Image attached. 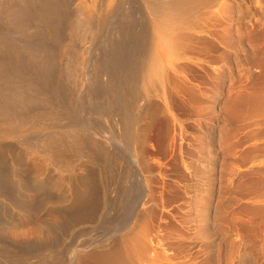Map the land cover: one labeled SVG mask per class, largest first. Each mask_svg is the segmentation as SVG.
<instances>
[{
	"label": "rangeland",
	"instance_id": "rangeland-1",
	"mask_svg": "<svg viewBox=\"0 0 264 264\" xmlns=\"http://www.w3.org/2000/svg\"><path fill=\"white\" fill-rule=\"evenodd\" d=\"M18 1H21V6L25 4L24 9L22 8L23 6L19 8L20 2ZM7 2L13 8L20 9L21 12L27 10V12L25 11L26 16L24 15V19L22 15L17 17L16 20H9L6 18L7 15H2L3 12L0 11V75L3 76H1L2 79L0 78V102L7 98L11 100L14 93H18L19 97H24L23 95H25L26 101L35 100L28 108L29 113L32 110L36 112L42 110L41 112L46 113V110L49 112L54 109V112L57 111L55 113L58 123L56 122L54 128L47 130L35 127L29 123L32 127L26 124L24 130L22 129L25 126L20 128V131L17 129L19 133L14 129L8 130L10 133L15 131L16 134L14 133L9 137L0 139V264H71L72 261H75L74 257L71 256L74 248L81 247L86 243H92L93 239L96 241L104 235L108 236L114 232L125 233L124 230L119 228L125 226L126 221L128 222L126 225L129 227L133 226L131 219L137 211V208L134 207L136 197L133 200V192L129 189L128 182L124 180V177L123 179L122 176H118L119 178L116 177L112 182L111 180L107 181L106 176L108 174L104 173V170L107 169L104 168H108V173H110V169L113 170L114 166V170H117L118 167L124 166L128 162V159H125L128 156L127 144L125 145L118 141L120 133L118 134L117 120L111 106L113 104L112 101L116 104L123 101L122 92L126 85H123V81L135 72L134 57L138 53V49H135V37L138 36L139 28L142 30L143 25L148 23L146 18L143 24L138 23L135 0H57L58 3L55 0L57 5L56 18H54L56 19V26L50 30L49 27L37 20L34 15V12L39 8L38 5L41 6L39 0L38 2L34 1L35 3L32 7H27L26 0H24V4L22 0H7ZM130 3L134 4L133 13L128 15L130 9L128 5ZM63 7L64 10H62ZM139 9V12L143 11L142 8ZM79 13L86 18L84 19L81 16L82 22L87 25L89 20V24L86 27L87 30L83 29L79 33H73V35L72 31L70 32L69 25L72 24L73 19ZM26 18L28 19L26 20ZM131 20L134 21L133 25ZM27 21L32 26L29 32L26 30L29 29L26 24ZM23 22L25 24L22 28L19 25L23 24ZM1 23H3V28ZM39 34L41 35L39 36ZM113 37L114 40H111ZM108 41L109 45L107 44ZM113 42L114 45L112 44ZM119 43L122 44L119 45ZM69 44L72 46L75 62L77 63L74 62L75 68L72 66L70 70L67 69L69 56L68 54L65 55L67 50H71L68 47ZM16 47L19 50L18 52ZM114 49H116L117 54ZM111 51H113L112 54ZM30 53H32L33 59ZM115 54L116 56H114ZM26 55L27 57H25ZM64 59L66 64H64ZM101 61L103 62L101 63ZM95 63L97 70L94 73ZM9 67L10 71H7ZM63 68L65 71H63ZM116 68L120 70L117 71ZM72 69L77 71L74 70L73 72ZM121 70L124 71L121 72ZM93 75L96 76V81H94L95 77ZM102 75L104 77H101ZM99 77L102 80L101 83L97 81ZM73 78L75 79L73 80ZM31 82L32 85H30ZM11 83L13 84L11 85ZM116 83H120L117 84L120 89V91L118 89L120 95H117L119 92L116 94ZM112 84H114V88H111ZM26 87H33L30 89L29 94V89ZM95 87L97 88L95 89ZM98 88L101 91L98 92ZM107 89L110 90L111 94ZM134 89L136 90L129 91V99L131 107L133 106L135 109L134 101L143 95V90L139 87H134ZM96 90L97 92H95ZM139 93L142 95H139ZM31 96L32 98H29ZM46 102H48V105ZM157 102L160 103V101ZM49 105L52 109L48 107ZM36 112H32V114ZM110 120L114 123L112 124ZM71 125H74V127ZM252 128L254 129L255 127L252 125L251 130H253ZM69 129L83 133L90 138L92 135L93 140L104 144L100 145L103 149L106 148L108 150L107 152L104 150L108 155L113 152L114 154L116 153V157L118 154V157L121 158L118 159L119 164L121 163L120 166H118V163H116L118 165L112 166L111 162L114 164V159L116 158L114 154H111V159L109 156L110 160L104 159L108 155L105 157L97 156L95 159L86 153L80 152L76 154L68 147L74 170L70 173L73 184H76L78 179L82 180L88 177L91 180L89 178L87 180L99 183L94 185L90 182L91 185L99 188L94 189L95 187L92 186L90 191L94 189V196L89 195L90 193H87L88 195L85 194L83 198L86 197V201L83 198L82 201L72 200L69 192L71 190L70 186L59 180L60 177L67 176L68 173L66 171H62L55 164L46 160L40 150L30 151V148H27L28 145L31 147L43 136L64 134ZM34 136L37 137L35 138ZM253 136L255 138L256 134H253ZM259 136L264 137V134L258 135V143L259 140L260 142L262 141ZM174 143V151L177 154L180 149L189 150L188 147L192 148L191 144L187 145L179 136L175 137ZM114 146L116 147L114 148ZM158 150V147L154 148L155 152L152 154L156 158L160 155ZM15 152L19 154L17 155ZM120 152H124V155L123 153L120 154ZM261 154L264 155L263 153ZM80 155L83 157H80ZM261 157V159H264V156ZM161 160L165 161L166 158H161ZM178 161L172 163L174 171L181 169ZM109 162L110 165H108ZM106 163L107 165L105 166ZM98 165L100 166L98 167ZM99 170L100 173H98ZM94 176L97 178H94ZM96 179L97 181H95ZM120 180L121 182L118 184ZM157 182H154L153 185L156 186ZM218 184L219 182L216 184V190L220 189ZM110 186H113L111 187L112 190L109 188ZM167 186L163 198L156 201L159 203H150V206L155 208L154 214L144 217L141 221H135V232L144 238L143 241L147 246L146 250L135 260V264H190L191 262H201L202 264H264V195L262 198L247 197V199H244L246 197L241 198L234 193L220 194L216 191V195L211 198H207L202 193L196 195L191 193L183 196L172 183L167 182ZM113 188L116 190L113 191ZM118 189H120L119 192ZM91 192L93 193V191ZM189 195L191 196L189 197L191 202L197 201L200 208L199 206L192 208L191 205L188 207ZM89 197L93 198V201H89ZM111 202L112 204H110ZM202 205L206 208L205 212L208 210V214L205 213L204 216L201 209ZM134 208L135 212H133ZM141 210L142 208L138 209L139 213ZM90 211L93 212L91 213ZM119 212L120 215L118 214ZM81 214L82 216H80ZM109 216H112V221ZM126 216L127 220H125ZM205 216H207V220H205ZM128 219L130 220L128 221ZM114 221H116L115 224L120 223L118 225L119 228L114 224ZM112 229L113 232L111 231ZM114 229H117V231H114Z\"/></svg>",
	"mask_w": 264,
	"mask_h": 264
},
{
	"label": "bare ground",
	"instance_id": "bare-ground-1",
	"mask_svg": "<svg viewBox=\"0 0 264 264\" xmlns=\"http://www.w3.org/2000/svg\"><path fill=\"white\" fill-rule=\"evenodd\" d=\"M22 1L24 4V0ZM34 1L38 2V0H26L27 7H32L35 3ZM6 2L7 0H0V11L3 12L2 15H7L6 18L9 20H16L17 17L23 15L22 17L24 19V15L26 16L25 11L27 12V10L23 11V13L20 9L18 10L8 5V2L6 5ZM18 2H20V5L18 3L20 8L21 1ZM39 2L41 6L38 5L39 8L34 12V15L37 20L52 30L56 26V19L54 18H56L57 0L56 2L55 0H39ZM22 6L24 9L25 4ZM128 6H130V9L128 8V15H130L133 13L132 8L134 4L130 3ZM139 8H142L143 11L139 12ZM62 10H64V7ZM135 10L138 23L143 24L146 18L148 24L143 25L142 30L139 28L138 36L135 37V49H138V53L134 57L135 72L123 81V85L126 84L122 92L123 101H120L119 98L120 102L116 104L112 101L113 104L111 106L116 116L117 123H115L119 130L118 134L120 133L118 141L125 145L127 144L128 156L125 155V159H128V162L124 166H120L121 163L119 164L118 159L121 158L118 157V154V158L116 157V153L114 154L113 152L108 155L106 153L108 150L101 147L104 144L93 140L92 135L90 138L83 133L74 132L71 129L64 134L43 136V138H40L31 147L29 145V147L27 146V148H30V151H34L35 149L40 150L46 160L68 173L67 176L60 177L59 180L70 186L71 190L69 192L74 201H82V198L87 193L93 195L95 193L94 189L99 188L94 185H98L99 183L90 181L91 179L88 177L90 180H87L88 178L78 179V182L73 184L70 173L74 170L69 148L76 154L80 152L86 153L95 159L97 156L105 157L108 155L104 159L110 160L112 157L111 154H114L116 158L114 159V164L111 162V165L119 164L118 166L120 167H116L117 170H114V166L113 170H109L110 173H108V168H104L107 169L104 170V173L106 175L108 174L106 176L107 181L111 180L112 182L118 176L124 177L125 179H123L128 182L129 189L133 192V200L136 197L134 207L137 208V211L135 214L133 213L134 215L131 219L133 226L129 227L126 225L128 223L126 221L125 226L119 228L118 225L120 223L115 224L116 221H114V224L119 229L124 230L125 233H121L120 231V233H112V229V232L110 231L112 234L108 236L104 235L106 236L105 238L101 235L102 238L99 236L100 239L96 241L93 239L92 243H86L81 247L74 248L71 256L74 257L75 261H72L71 264L73 262L74 264H135V260L140 257L147 247L143 241L144 238L135 232V221H141L144 217L154 214L155 208L154 206H150V203L154 202L156 204L158 199L161 200L163 198L168 187L167 182L172 183L183 196L191 193L192 195L202 193L207 198H211L216 195V191L220 194L234 193L241 198L246 197L244 199H247V197L262 198L264 195V159H261L263 158L261 156H264L261 154H264V137L259 136L262 143L260 140L258 143L257 138L259 134H264V0H135ZM81 16L79 13L73 19L72 24L69 25L72 34L79 33L83 29L87 30L86 27L89 24V20L87 19L88 22L86 25L82 22ZM82 17L86 19L84 16ZM28 21L26 23L29 26V29H26L27 32L32 28L30 23L28 24ZM131 23L133 25L134 21L131 20ZM24 24L23 22L19 26L23 28ZM111 40H114V37ZM38 43L40 44V42ZM107 44L109 45V41ZM112 44L114 45V42ZM121 44L119 43V45ZM68 47L71 50H67L65 55L68 54L69 57L67 56L68 60L65 59L67 60V69L70 70L72 66L75 68L76 62L71 44ZM122 47L124 48V46ZM18 48L16 47V50ZM116 49L114 50L117 54ZM75 53L77 52L75 51ZM30 54L32 58V53ZM37 57L39 56L37 55ZM8 60L6 61L8 62ZM35 60L37 61L36 57ZM64 64H66V61ZM94 66L95 69L93 71L95 73V70H97L96 63ZM9 69L10 67L7 68V71ZM116 69L117 71L120 70L118 68ZM72 70L74 72L75 69ZM63 71H65L64 68ZM125 72L127 73V71ZM6 74L8 73L6 72ZM73 76L76 78L75 75ZM93 77H95V80L94 78L93 80L96 81V76L93 75ZM101 77H104V75ZM97 81L102 82L100 77L99 80L97 78ZM30 85H32V82ZM113 85H110L111 88ZM121 87L123 88V86ZM134 87H139L143 90V93L141 92L143 95L139 93L142 96L134 101L135 109L133 106L131 107V101L129 99V91L136 90ZM26 88L29 89V94L30 89L33 87ZM118 89L117 85L116 94L120 91ZM110 90H108L109 93ZM99 91L101 90L99 89ZM12 95L14 99L13 97L11 100L7 98L0 102V139L9 137L15 133V131L10 133L8 130L19 129L20 131V128L29 123L43 130L54 128L56 122L58 123L56 117L57 111L55 113L53 111L54 109L52 111L48 109L49 112L46 110V113L41 112L42 110L40 112L30 110L31 112L29 113L28 108L35 100L31 99L32 102L30 100L26 101L27 99L25 100L24 98L25 95H23L24 97H19L18 93ZM117 95H120V92ZM29 98H32V96ZM157 101H160L161 104ZM46 103L48 105V102ZM40 105L42 106V104ZM48 107L50 108L51 106L49 105ZM32 112L36 113L32 114ZM252 125L255 127L254 129L252 128L253 130H251ZM25 128L26 126L22 130ZM253 134H256L255 138ZM176 136L184 140L187 145L191 144L192 148L190 149L188 147L189 150L180 149L178 154L175 153L174 140ZM156 147H158V153L160 154L158 158L152 155ZM122 153L124 155V152H120V154ZM16 154L18 155L19 153ZM161 158H166V160L163 161ZM177 160H179L181 169L174 171L172 163ZM108 165H110V162ZM98 173H100V170ZM80 176L79 178H81ZM91 178L93 177L91 176ZM94 178L97 177L94 176ZM156 181H158L156 183L157 185L154 186L153 183ZM90 182L94 185H91ZM120 182L121 180L118 184ZM217 182L220 185L219 190H216ZM92 186L95 187L91 190L93 193L90 191ZM122 186L124 187V185ZM111 187L113 186L109 188L111 189ZM90 197V200L88 198L87 200L91 201L93 199ZM189 197L191 196H188V207L191 205L192 208H197L199 203L197 201L191 202ZM94 198L96 199V197ZM83 199L86 201V197ZM203 205L201 209L204 216L205 213L208 214V210L205 212L206 208ZM135 208L133 212H135ZM139 208H142L140 213L138 211ZM118 214L120 215V212ZM112 216H109L110 220ZM116 218L118 217L116 216ZM113 219L115 218L113 217ZM125 220H127V216ZM205 220H207V216H205ZM115 230L117 231V229ZM190 264L202 263L191 262Z\"/></svg>",
	"mask_w": 264,
	"mask_h": 264
}]
</instances>
